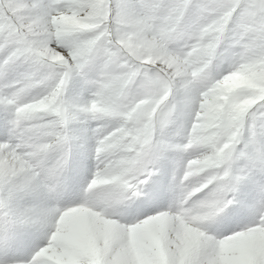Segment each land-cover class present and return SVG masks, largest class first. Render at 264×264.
Returning a JSON list of instances; mask_svg holds the SVG:
<instances>
[{"label":"snow or ice","instance_id":"snow-or-ice-1","mask_svg":"<svg viewBox=\"0 0 264 264\" xmlns=\"http://www.w3.org/2000/svg\"><path fill=\"white\" fill-rule=\"evenodd\" d=\"M0 264H264V0H0Z\"/></svg>","mask_w":264,"mask_h":264}]
</instances>
